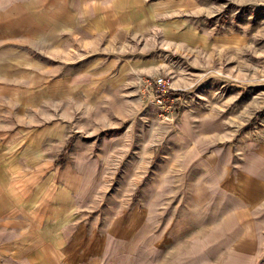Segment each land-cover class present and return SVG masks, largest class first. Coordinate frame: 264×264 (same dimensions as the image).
Returning a JSON list of instances; mask_svg holds the SVG:
<instances>
[{
  "label": "crops",
  "instance_id": "crops-1",
  "mask_svg": "<svg viewBox=\"0 0 264 264\" xmlns=\"http://www.w3.org/2000/svg\"><path fill=\"white\" fill-rule=\"evenodd\" d=\"M145 1L79 0L71 13L70 0H13L0 8V120L21 116L5 112L3 101L27 109L51 101L48 67L30 55L37 44L44 50L52 38L68 39L69 25L79 22V50L93 56L101 39L142 29ZM85 60L79 87L92 95L131 86L136 72H148L125 60L115 69ZM217 117L203 114L209 136L178 147L185 158L167 160L196 168L193 174H159L146 185L129 173L130 191L111 196L105 177L81 173L78 161L62 163L68 143L61 122L10 132L0 121V264H264V143L214 147L212 133L228 130ZM221 134L228 139V131Z\"/></svg>",
  "mask_w": 264,
  "mask_h": 264
},
{
  "label": "rangeland",
  "instance_id": "rangeland-1",
  "mask_svg": "<svg viewBox=\"0 0 264 264\" xmlns=\"http://www.w3.org/2000/svg\"><path fill=\"white\" fill-rule=\"evenodd\" d=\"M12 1L0 0V8L10 7ZM145 2L147 21L142 29L101 39L93 56L87 55L89 49L79 50L84 48L79 22L69 25L68 39L52 38L44 50L37 44L30 55L48 67L51 101L36 102L30 109L21 103L12 108L4 101L1 106L12 114L20 111L19 119L4 115L0 120L12 126L10 132L19 126L39 129L61 122L68 143L62 163L78 161L81 173L105 177L109 183L103 190L109 196L130 191L124 179L129 173L146 185L159 174H193L196 168L173 166L167 160L185 158L186 150L178 147L197 145L209 136L201 118L205 113H216L215 121L228 127L212 133L214 147L231 141L264 143V0ZM70 5L69 13L79 10V0H70ZM42 27L36 24V36ZM189 32L200 39L194 41ZM83 58L82 64L100 62L101 68L105 64L114 69L125 60L148 72H136L139 76L131 86L101 88L92 95L85 92L90 87H79L86 84V79L79 82ZM157 78L168 83L174 99L171 109L161 108L153 98L147 80ZM32 114L35 118H28ZM225 131L226 140L221 134ZM132 202H139V194Z\"/></svg>",
  "mask_w": 264,
  "mask_h": 264
},
{
  "label": "built area",
  "instance_id": "built-area-1",
  "mask_svg": "<svg viewBox=\"0 0 264 264\" xmlns=\"http://www.w3.org/2000/svg\"><path fill=\"white\" fill-rule=\"evenodd\" d=\"M147 83L152 86L153 98L161 108L171 109L174 99L171 98V90L164 78H157L152 83L147 80ZM167 104H169L167 106Z\"/></svg>",
  "mask_w": 264,
  "mask_h": 264
}]
</instances>
